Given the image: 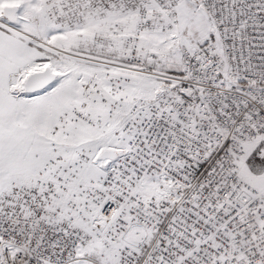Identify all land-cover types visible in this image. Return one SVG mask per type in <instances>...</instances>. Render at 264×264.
Listing matches in <instances>:
<instances>
[{
  "label": "snow or ice",
  "instance_id": "1",
  "mask_svg": "<svg viewBox=\"0 0 264 264\" xmlns=\"http://www.w3.org/2000/svg\"><path fill=\"white\" fill-rule=\"evenodd\" d=\"M0 264H264V0H0Z\"/></svg>",
  "mask_w": 264,
  "mask_h": 264
}]
</instances>
